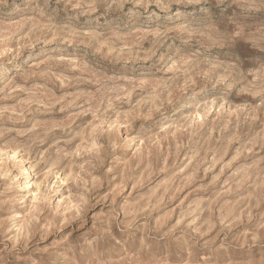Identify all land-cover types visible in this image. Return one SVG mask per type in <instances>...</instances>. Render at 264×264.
<instances>
[{"label":"rangeland","instance_id":"rangeland-1","mask_svg":"<svg viewBox=\"0 0 264 264\" xmlns=\"http://www.w3.org/2000/svg\"><path fill=\"white\" fill-rule=\"evenodd\" d=\"M0 264H264V0H0Z\"/></svg>","mask_w":264,"mask_h":264},{"label":"bare ground","instance_id":"bare-ground-1","mask_svg":"<svg viewBox=\"0 0 264 264\" xmlns=\"http://www.w3.org/2000/svg\"><path fill=\"white\" fill-rule=\"evenodd\" d=\"M28 170V169H27ZM28 172V171H27Z\"/></svg>","mask_w":264,"mask_h":264}]
</instances>
